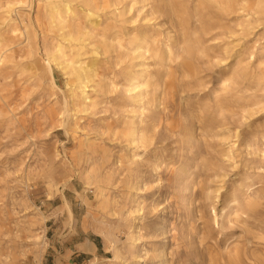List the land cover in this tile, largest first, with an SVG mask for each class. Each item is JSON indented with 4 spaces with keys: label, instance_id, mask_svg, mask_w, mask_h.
<instances>
[{
    "label": "rangeland",
    "instance_id": "rangeland-1",
    "mask_svg": "<svg viewBox=\"0 0 264 264\" xmlns=\"http://www.w3.org/2000/svg\"><path fill=\"white\" fill-rule=\"evenodd\" d=\"M44 1L19 8L42 20L33 23V57L19 51L0 75V264H264V108L253 107L260 92L238 76L264 58V17L244 35H216V16L199 22L189 10V35L200 34L207 56L192 60L195 79L171 71L174 93L159 110L128 81L133 63L147 65L153 81L152 58L60 41ZM141 6L107 14L106 35L148 25L163 37L167 15L146 19ZM44 39L68 51L83 45L82 61L99 57L101 85L79 87L54 64L47 74ZM213 121L225 123L231 149L206 127ZM132 128H143L135 142Z\"/></svg>",
    "mask_w": 264,
    "mask_h": 264
},
{
    "label": "bare ground",
    "instance_id": "bare-ground-1",
    "mask_svg": "<svg viewBox=\"0 0 264 264\" xmlns=\"http://www.w3.org/2000/svg\"><path fill=\"white\" fill-rule=\"evenodd\" d=\"M32 2L33 0H0V75L2 68L6 67V64L19 51L25 53L26 56L33 57L37 44V35L33 23H37L40 27L42 20L37 15L26 20L25 14L19 11V8L31 7ZM136 3L142 4L137 9L138 15L143 13L146 19L151 16L157 19L164 16V14L167 15L170 25L164 36L160 37L159 33H156L153 27L148 25L137 31L122 32L120 36H118L119 29H115L109 35H106L108 28L105 25L103 26V23L109 25V21L108 17L105 16L112 14L116 19L131 12L132 9L134 10ZM190 4L192 7H190ZM39 8L44 9L47 26L50 29L57 30L60 41H75V45L78 42H87L94 54H100L101 50L103 54H106L113 49L115 51L116 46H118L134 58H145V56L152 58L157 67L154 74H158L153 81H151L152 72L147 70V65L142 64V69L134 70V63L130 65L127 71L129 74L128 81L131 82L132 89L138 87L141 90L143 89L140 95L149 96L147 103L156 107L159 106V110L165 109L166 101L174 93L171 71L180 70L195 79L198 70H196L192 60L196 56L199 58L207 56L205 48L199 47L202 42L200 34L194 30L192 35H189V20L187 19L189 10L194 11V16L199 22L213 19L216 16L219 19L217 28L222 29L216 35L234 34V32L244 35L246 25L261 21L264 17V0H45L43 6ZM13 12L16 13V18L13 17ZM81 14L87 22L83 26H81ZM240 17H242L240 21L235 23L234 20L237 21ZM235 25L239 26V31L235 30ZM212 27V23L208 25L209 29ZM45 42L44 39L43 47L47 62L42 67L47 74L52 75V65L54 64L66 71L71 77L69 82H78L79 87L83 85L84 88H87L89 83L93 86L101 85L99 57L96 56L90 61H82L79 56L84 53L83 45L74 50V45L71 43L68 46L72 48L68 51L66 50L67 46L60 42L52 46L47 45ZM125 43H127V46ZM225 49L227 50L228 46ZM28 65L33 69V59ZM164 67L166 70H164ZM238 76L241 79L239 83L242 82L250 88L254 86L260 92L258 100L253 103V107L264 108V58L259 60L254 67H252L250 61L244 63V66L238 69ZM198 81L196 80V82ZM198 86L199 89H202L204 84L199 82ZM228 86L230 84L226 81L225 88ZM86 98L85 94L83 99ZM210 109L208 108V112ZM208 112L201 110L199 116L204 117ZM222 115L223 110H220L219 116ZM224 125L225 123L220 121H213L206 127L208 126L212 130L216 129V136L223 141H227L229 136L224 131L226 128ZM142 130L143 128L137 130L132 128L130 134L134 137L132 138L133 142L136 141V133L138 131L142 132ZM197 130L198 127L194 124L188 126L187 131L191 139L197 136ZM235 136H238V134L236 133ZM148 138L145 133L140 137V140L145 142ZM227 143H229V149L234 146V143H230L229 140ZM217 191L213 192L215 193L214 197H219ZM254 207L255 204H247V210L251 212L254 211ZM82 247L87 249L85 245ZM233 259L236 262L239 261L237 253L233 255ZM90 264H97V262L91 260Z\"/></svg>",
    "mask_w": 264,
    "mask_h": 264
}]
</instances>
